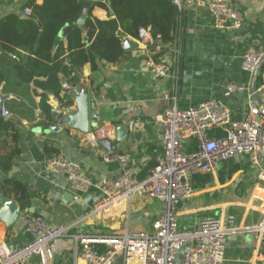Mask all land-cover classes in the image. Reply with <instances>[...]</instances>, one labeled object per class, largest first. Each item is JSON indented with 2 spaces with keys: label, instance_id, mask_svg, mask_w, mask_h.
Returning <instances> with one entry per match:
<instances>
[{
  "label": "crops",
  "instance_id": "0c3cea01",
  "mask_svg": "<svg viewBox=\"0 0 264 264\" xmlns=\"http://www.w3.org/2000/svg\"><path fill=\"white\" fill-rule=\"evenodd\" d=\"M30 1L0 0V21L9 15L22 14ZM193 1L192 4L184 1L182 16L173 32L174 46L160 56L171 64L169 76L158 78L148 70V44L132 37L129 38L136 46L125 50V56L118 63L102 64L94 71L88 64L82 71L81 87L89 91V130L100 127L115 130L111 141L116 153L128 157L126 166L103 162L100 151L109 150L100 145L98 149H92L85 133L79 130L63 126L59 132L51 131L57 123L52 118L45 120L40 108L44 93L33 83L20 87L18 92L14 88L10 92H4L3 86L0 88L2 94L9 97L7 119L13 120L16 126L20 149L12 170L0 174V185L8 179L27 185L33 197L26 211L43 217L52 228H69L68 236L51 243L53 264H83L78 260L76 250L79 235L99 237L150 232L154 221L162 215L163 206L156 199L139 196L106 215L93 214L94 205L102 197L101 191L93 188L87 193L76 192L64 175L46 171L51 158L60 157L77 165L95 183L116 179L125 169L139 181L152 172L157 159L163 155L161 118L175 105L180 110H188L205 101L216 100L231 110L234 121L245 120L249 95L232 93L227 87L234 84L250 88L251 75L243 70V58L248 52L264 54V0ZM214 1L226 3L243 13V27L217 28L213 16L204 6ZM43 2L36 0L39 5ZM90 11L95 19H109L107 11L100 7H91ZM59 39L66 47V41ZM58 48L59 43H56L52 57ZM26 55L25 48L6 57L0 52V71ZM65 82L62 78L64 88L70 90L72 105L66 108L49 95L52 111L57 109L67 113L75 110L73 95L77 87L72 88ZM260 99L264 103V75ZM92 119L97 120L96 127H92ZM121 126L128 127L124 140L118 133ZM224 135L222 129L209 132L215 139ZM7 140L12 142L10 137ZM182 144L188 154L198 148L194 138H184ZM190 182L192 196L178 205L179 228L193 230L206 219H222L228 231L224 264H264V233L258 229L264 221V163L260 167L254 166L250 157L244 154L221 163L212 173L191 174ZM9 194L7 197L16 201L20 208V217L10 227L0 221V242L17 251L33 239L26 232L21 203L14 193ZM65 194L72 200H66ZM1 195H5L4 191ZM96 248L100 252L106 250L104 245ZM181 258L182 253L178 261ZM114 264H123V258L120 256Z\"/></svg>",
  "mask_w": 264,
  "mask_h": 264
},
{
  "label": "built area",
  "instance_id": "2783aa9c",
  "mask_svg": "<svg viewBox=\"0 0 264 264\" xmlns=\"http://www.w3.org/2000/svg\"><path fill=\"white\" fill-rule=\"evenodd\" d=\"M184 1L173 0L181 11ZM204 6L219 29L229 26L240 29L245 23L244 14L226 3L214 1ZM23 14L31 16L32 9L25 8ZM138 38L148 44V70L158 78L169 76L171 64L160 58L164 52L161 38H153L145 28L139 29ZM262 56L261 52H248L243 58V70L252 75ZM227 89L249 95L245 120L234 121L231 110L216 100L205 101L188 110H180L175 105L161 118L163 155L145 179L138 181L125 169L116 179L95 183L77 165L60 157L47 162L46 171L64 175L76 192L87 193L93 188L101 191L102 197L94 205L93 214L106 215L139 196L156 199L163 206L162 215L154 221L150 232L77 236L78 260L83 264H114L121 256L123 264H224L228 231L223 220L206 219L196 229L182 230L179 228L178 205L193 194L190 182L193 173H212L221 163L244 154L250 157L254 166L260 167L264 163V121L252 104L250 88L230 84ZM215 129H222L224 137L211 138L209 132ZM85 137L92 149H98L100 141L115 137V130L100 127L89 130ZM184 138L197 141L195 152H184ZM100 157L105 163L118 162L122 166L129 161L126 155L111 154L107 150H101ZM24 215L26 232L33 240L17 251L0 242V264H53L51 243L68 236L69 228H52L43 217L28 211ZM258 229L264 233V221ZM97 245H104L106 250L100 252ZM181 253L182 258L178 261Z\"/></svg>",
  "mask_w": 264,
  "mask_h": 264
},
{
  "label": "trees",
  "instance_id": "16d2710c",
  "mask_svg": "<svg viewBox=\"0 0 264 264\" xmlns=\"http://www.w3.org/2000/svg\"><path fill=\"white\" fill-rule=\"evenodd\" d=\"M85 2L88 0H44L39 5L36 0H31L23 8L30 7L31 16L14 14L0 21L2 56L15 55L20 48H25L28 53L0 71V88L3 86L4 92H10L11 88L18 92L20 87L33 83L44 93L40 108L46 121L52 118L49 95L66 108L72 105L70 90L64 88L62 78L72 88L81 87L85 66L90 64L94 71L102 64L118 63L126 54L123 39L138 38L139 29H148L153 38L160 37L164 52L174 46L173 32L182 11L173 0H95L92 7L106 10L109 19H95L89 11L85 24L78 26ZM66 25L70 30L66 33L65 47L59 33ZM56 43L59 48L52 57ZM263 75L264 65L258 78L259 88L263 84ZM17 132L13 120L0 118V174L9 173L20 154ZM9 137L14 144L7 140ZM2 191L8 197L9 193H14L22 212L30 207L33 196L27 185L8 179L0 185Z\"/></svg>",
  "mask_w": 264,
  "mask_h": 264
},
{
  "label": "water",
  "instance_id": "95a60500",
  "mask_svg": "<svg viewBox=\"0 0 264 264\" xmlns=\"http://www.w3.org/2000/svg\"><path fill=\"white\" fill-rule=\"evenodd\" d=\"M92 7L90 1L84 3L83 12L79 18L77 25L83 26L85 24L88 13ZM70 30V26L66 25L62 31L59 33V38L65 40L66 33ZM123 48L125 50L132 49L135 47V43L129 37L123 39ZM264 65V54L260 59L259 63L255 67L250 82V92L252 95V104L256 107L259 112V116L264 118V103L260 99V88L258 87V78L261 74V69ZM86 72L89 73V67L86 68ZM73 101L76 105L75 110L67 113H60L57 109L52 111V119L56 121L57 125L51 127V131L59 132L63 126L68 128L79 130L83 133H87L90 128V117H89V91L84 87H77L74 91ZM8 96L2 94L0 89V118H7L9 112L6 108V101ZM92 127H96L97 120H91ZM127 126H121L118 128V133L122 134V140L126 137ZM99 145L103 148L109 150L111 154L116 153V148L111 140L105 139L99 142ZM65 199L71 201L72 197L69 194H65ZM20 217V208L18 207L16 201L8 198L5 195L0 196V221L6 226L10 227L13 225Z\"/></svg>",
  "mask_w": 264,
  "mask_h": 264
}]
</instances>
